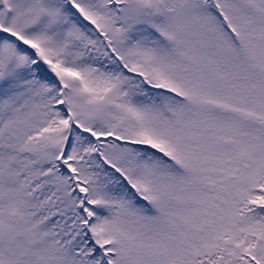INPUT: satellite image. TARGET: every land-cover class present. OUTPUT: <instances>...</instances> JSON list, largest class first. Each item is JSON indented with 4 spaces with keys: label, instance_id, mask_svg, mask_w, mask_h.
<instances>
[{
    "label": "snow or ice",
    "instance_id": "snow-or-ice-1",
    "mask_svg": "<svg viewBox=\"0 0 264 264\" xmlns=\"http://www.w3.org/2000/svg\"><path fill=\"white\" fill-rule=\"evenodd\" d=\"M0 264H264V0H0Z\"/></svg>",
    "mask_w": 264,
    "mask_h": 264
}]
</instances>
